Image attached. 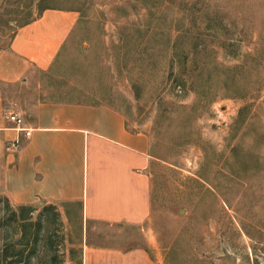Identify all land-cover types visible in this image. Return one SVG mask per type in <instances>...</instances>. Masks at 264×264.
Here are the masks:
<instances>
[{"label": "rangeland", "instance_id": "374dc122", "mask_svg": "<svg viewBox=\"0 0 264 264\" xmlns=\"http://www.w3.org/2000/svg\"><path fill=\"white\" fill-rule=\"evenodd\" d=\"M51 1L76 25L48 72L0 80L1 117L26 99L118 109L154 159L150 216L125 244L156 264H264V0ZM45 4L0 0V52ZM12 205L0 190V251L19 236ZM34 207L49 232L28 264H79L78 207Z\"/></svg>", "mask_w": 264, "mask_h": 264}, {"label": "crops", "instance_id": "0c3cea01", "mask_svg": "<svg viewBox=\"0 0 264 264\" xmlns=\"http://www.w3.org/2000/svg\"><path fill=\"white\" fill-rule=\"evenodd\" d=\"M78 16L48 8L19 27L0 52V80L22 85L31 73L48 72ZM16 113L31 132L25 138L0 114V140L20 137L0 158V190L10 203H56L67 219L77 206L79 264H156L144 246L117 235L150 216L154 159L147 135L129 129L122 112L104 103L26 99Z\"/></svg>", "mask_w": 264, "mask_h": 264}, {"label": "trees", "instance_id": "16d2710c", "mask_svg": "<svg viewBox=\"0 0 264 264\" xmlns=\"http://www.w3.org/2000/svg\"><path fill=\"white\" fill-rule=\"evenodd\" d=\"M45 1L46 4L41 8L36 17H38L43 10L48 8L63 9L53 6L51 0ZM34 18L30 20H24L23 22L19 23L17 25V29L24 24L32 21ZM16 30L14 31V33L16 32ZM8 202H10L9 199ZM34 209V205L31 204H17L13 206V209L11 210V217L15 221L19 222V236L15 241L3 244L0 251V264H28L29 259L32 256L33 248L38 244L37 242L40 241V232L44 230L46 231V234L49 232V230L46 228L47 225L45 226L44 224V222L49 223L47 220L48 218L44 216L42 219V216L39 212L37 218L33 219L32 211ZM55 214L57 215L58 212H56ZM42 238H44L45 240L48 239L47 235L42 236ZM29 246L30 248H32V250L28 253H25Z\"/></svg>", "mask_w": 264, "mask_h": 264}, {"label": "built area", "instance_id": "2783aa9c", "mask_svg": "<svg viewBox=\"0 0 264 264\" xmlns=\"http://www.w3.org/2000/svg\"><path fill=\"white\" fill-rule=\"evenodd\" d=\"M6 117L8 118V120L15 123L17 131L22 132L25 138L29 137L31 130L23 126L22 117H20L15 111L12 110H9L6 113ZM19 144H20V137H16L7 142L6 148L12 149L17 147Z\"/></svg>", "mask_w": 264, "mask_h": 264}]
</instances>
